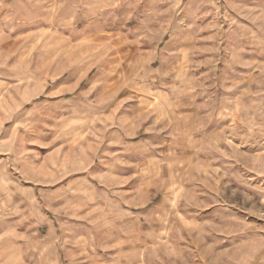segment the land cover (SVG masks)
Listing matches in <instances>:
<instances>
[{
    "label": "rangeland",
    "instance_id": "374dc122",
    "mask_svg": "<svg viewBox=\"0 0 264 264\" xmlns=\"http://www.w3.org/2000/svg\"><path fill=\"white\" fill-rule=\"evenodd\" d=\"M0 264H264V0H0Z\"/></svg>",
    "mask_w": 264,
    "mask_h": 264
}]
</instances>
